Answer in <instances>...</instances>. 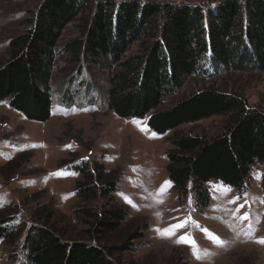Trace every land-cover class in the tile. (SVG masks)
<instances>
[{"label": "trees", "instance_id": "16d2710c", "mask_svg": "<svg viewBox=\"0 0 264 264\" xmlns=\"http://www.w3.org/2000/svg\"><path fill=\"white\" fill-rule=\"evenodd\" d=\"M205 10L206 4L197 1L43 0L25 22L26 30L9 41V57L0 63V102L9 100L28 119L45 121L52 111L56 54L90 65L108 59L114 65L109 109L119 117L150 114L148 125L155 132L174 131L168 137L173 146L169 179L180 200L193 196L198 206L206 207L211 201L205 187L209 181L241 190L254 166L264 167V110L215 85L167 107L164 97L176 94L188 78L207 77L211 71H264V0H218ZM74 21H79L78 36L59 48L58 40ZM133 46L137 51L129 55ZM213 116L226 117L224 134L205 138L177 130ZM77 166L83 174L78 194L90 205L74 212L89 226V238L68 240L47 222L33 226V237L26 242L30 264H119L116 255L128 249L129 235L121 246L104 243L121 231L128 210L104 206L99 212L94 204L113 192L116 182L109 176L98 190L92 168ZM103 169L98 165L99 173ZM13 220L8 212L0 214V239L12 250L18 232Z\"/></svg>", "mask_w": 264, "mask_h": 264}, {"label": "rangeland", "instance_id": "374dc122", "mask_svg": "<svg viewBox=\"0 0 264 264\" xmlns=\"http://www.w3.org/2000/svg\"><path fill=\"white\" fill-rule=\"evenodd\" d=\"M42 1L2 0L0 63L9 57L10 39L26 30L25 22ZM163 1H197L206 4L207 12L218 0ZM78 24L74 21L67 26L58 40L59 48L78 36ZM136 51L133 46L129 55ZM55 59L50 82L52 111L47 120L28 119L12 109L9 100L0 102V214L5 211L13 215V226H18L14 250L6 239H0V264H30L26 242L33 237V229H29L44 222L54 225L68 240L89 238V226L83 225L74 212L89 203L78 194L83 174L75 168L83 163L92 168L98 190L111 180L109 176L116 182L113 192L95 201L96 209L101 212L104 206H123L128 210L121 231L104 241L108 246H121L130 236L128 249L116 255L119 264H239L246 259L251 264H264V243L258 242L264 238V191L262 178L256 175L263 174V166H254L241 190L219 180L209 181L205 187L210 190L211 201L206 207L198 206L193 196L180 200L167 169L168 152L173 148L168 137L174 131L155 132L148 125L150 114L146 118L119 117L109 109V79L114 65L108 59L101 58L94 65L73 63L61 54ZM249 70L211 71L207 77H190L176 94L164 97L163 107L215 85L242 94L250 107L264 110V71ZM177 130L214 138L225 133L226 117L186 123ZM98 165L104 167L100 173ZM60 170L74 174L54 175ZM165 181H170L171 187L161 191ZM221 184L231 186L232 191L225 194L218 187ZM237 196L240 199L231 203ZM245 212L250 217L246 221L240 218ZM189 217L200 227L188 223L175 235L163 233ZM205 228L227 243L223 247L216 244L205 234ZM185 233L194 237L202 259H197L188 244L178 242Z\"/></svg>", "mask_w": 264, "mask_h": 264}, {"label": "snow or ice", "instance_id": "6c2138e0", "mask_svg": "<svg viewBox=\"0 0 264 264\" xmlns=\"http://www.w3.org/2000/svg\"><path fill=\"white\" fill-rule=\"evenodd\" d=\"M153 135H155V134H153ZM66 174H74V173H65L63 170H60L57 173H54V175H66ZM256 175H257V178H264V174H256ZM167 187H171L170 181H165V185L161 187V191H166ZM218 187L221 188L225 192V194L232 191L231 186H228V185H222L221 184ZM245 195H247V194L245 193ZM127 199H128L129 203H133V201L130 198H127ZM239 199H240L239 196L234 197L233 200L231 201V203H235ZM159 202L162 203L163 201H159ZM239 207L243 208L244 205L241 204ZM237 211H239V209H237ZM240 218L242 220H245V221L250 219L249 214L247 212H245ZM188 223H193L196 225V227H198V228L200 227V225L197 222L192 221L191 218L189 217L186 220H184V221H182L176 225L170 226L169 229L163 230V233L166 235H169V236L175 235L176 231H178L181 228L186 227L188 225ZM248 227H249V229H251L252 225L249 224ZM203 231L205 232V234L208 236L209 239H212L219 246L223 247L227 243V241L223 240L221 237H219L215 233H211L208 229L205 228V229H203ZM246 234H249V233H246ZM178 242L188 244L190 247H192L194 249V254L196 255L197 259L203 258L200 255L201 250L199 248V245L196 243L194 237L190 233H185L183 236L180 237ZM258 242L264 243V238H261ZM205 254H207V253H205Z\"/></svg>", "mask_w": 264, "mask_h": 264}]
</instances>
